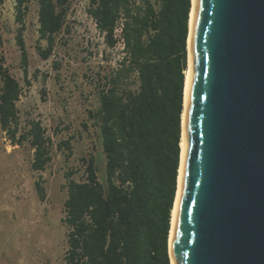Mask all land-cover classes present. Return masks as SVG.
Wrapping results in <instances>:
<instances>
[{
    "label": "trees",
    "instance_id": "1",
    "mask_svg": "<svg viewBox=\"0 0 264 264\" xmlns=\"http://www.w3.org/2000/svg\"><path fill=\"white\" fill-rule=\"evenodd\" d=\"M31 1L14 0L26 78L24 30ZM35 1L39 39L47 42L38 50L47 60L66 24L69 0ZM191 9L192 0H90L89 14L107 45L122 43L124 56L101 78L99 108L91 112L102 149L100 177L92 157L83 160L85 180L66 175L65 264H172L169 235L181 163ZM132 73L136 89L127 84ZM22 91L5 64L0 36V128L13 145L28 143L33 169L44 171L54 142L40 121L21 127L17 102ZM58 147L72 152L69 139ZM36 189L44 200V186L37 182Z\"/></svg>",
    "mask_w": 264,
    "mask_h": 264
},
{
    "label": "water",
    "instance_id": "2",
    "mask_svg": "<svg viewBox=\"0 0 264 264\" xmlns=\"http://www.w3.org/2000/svg\"><path fill=\"white\" fill-rule=\"evenodd\" d=\"M194 10L171 263L264 264V0Z\"/></svg>",
    "mask_w": 264,
    "mask_h": 264
},
{
    "label": "rangeland",
    "instance_id": "3",
    "mask_svg": "<svg viewBox=\"0 0 264 264\" xmlns=\"http://www.w3.org/2000/svg\"><path fill=\"white\" fill-rule=\"evenodd\" d=\"M38 3L32 0L25 18L28 77L16 35L14 0H0V36L10 73L22 87L17 102L21 127L42 123L54 142L53 159L44 171L32 167L34 150L28 143L13 145L0 128V264H65L68 228L63 222L68 179H86L84 159L99 167L100 138L92 111L99 108L101 78L119 67L123 45L111 48L89 14L90 0H69L66 24L56 35L49 59L38 48ZM120 33L118 32V38ZM138 87L136 73L127 80ZM70 140L72 152L58 144ZM45 188L41 200L36 183Z\"/></svg>",
    "mask_w": 264,
    "mask_h": 264
},
{
    "label": "bare ground",
    "instance_id": "4",
    "mask_svg": "<svg viewBox=\"0 0 264 264\" xmlns=\"http://www.w3.org/2000/svg\"><path fill=\"white\" fill-rule=\"evenodd\" d=\"M194 0H192V9L190 12V18H189V37H188V52H189V42L191 38V33H192V28H193V22H194ZM189 55V53H188ZM189 63H188V69L186 71V77H185V90H184V111L182 114V138H181V165L179 168V176H178V189H177V194H176V199L174 203V208L172 211V221H171V230H170V235H169V251L171 254V241H172V234H173V222H174V217H175V211L179 199V194H180V181H181V176L183 172V160H184V149H185V142H184V120H185V114H186V106H187V99H188V92H189V87L192 79V68H191V63H190V58L188 57ZM172 264H173V259H172Z\"/></svg>",
    "mask_w": 264,
    "mask_h": 264
},
{
    "label": "built area",
    "instance_id": "5",
    "mask_svg": "<svg viewBox=\"0 0 264 264\" xmlns=\"http://www.w3.org/2000/svg\"><path fill=\"white\" fill-rule=\"evenodd\" d=\"M117 32H119V33H120V29H118V30H117Z\"/></svg>",
    "mask_w": 264,
    "mask_h": 264
}]
</instances>
